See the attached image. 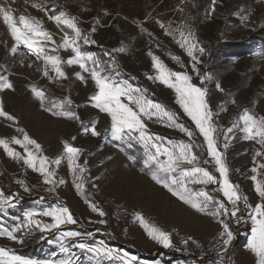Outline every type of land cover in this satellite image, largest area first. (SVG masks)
Here are the masks:
<instances>
[{
  "label": "rangeland",
  "instance_id": "1",
  "mask_svg": "<svg viewBox=\"0 0 264 264\" xmlns=\"http://www.w3.org/2000/svg\"><path fill=\"white\" fill-rule=\"evenodd\" d=\"M31 3H42L50 10L53 8L57 11L64 10L77 16L80 27L86 32L90 31L96 19H99L97 31L92 34V39L96 43L83 47L93 54L95 48L107 49L118 64L117 79L126 81L127 78L133 87L147 89L153 101L176 113L179 117L178 123L193 130L194 139L203 145L196 150L203 151L207 159L210 158L206 155L203 137L199 135L190 118L175 103L174 91L159 82L147 79L148 75H155L149 51L169 69L186 72L192 77L193 84L207 88L206 99L220 129L226 130L230 127L245 109L257 117H264V0H217L214 11H210L211 0H27V2L0 0V7L11 10L17 19L23 14L43 20L44 27L52 32L57 42H60L61 31L47 20L44 12L32 8ZM106 10L111 15L105 16ZM245 16L248 17L247 20L244 19ZM157 20L165 25L171 24L173 28L187 24L195 33L196 41L205 49L204 54L197 53L201 63L195 64V67L199 75L193 71L194 62L172 36L165 35L164 30L156 23ZM141 27L145 31L142 32ZM178 35L177 33V37ZM13 43L0 17V75L7 76L14 86V90L0 92V99L3 100L4 110L18 122L13 124L0 117V138L10 140L15 136L22 139V134L16 129L17 127L24 129L42 146L43 154L50 161L61 160L59 165L53 164L52 168L56 172V180L63 179L66 183L57 185L54 191L49 192L47 190L49 186L42 183V178L37 173L24 166L22 162L11 159L3 148H0V181L10 183L23 194L44 198L32 208L20 213L22 217L20 222L18 216L8 215V211L13 208L0 210L7 216L6 220L0 217V227L9 230L15 228L23 221V214L26 211H40L53 205L48 203L53 200L54 204L60 203L69 207L78 221L75 225H62L60 230L92 233L93 239L87 241L89 244L103 240L109 247L120 249L122 252L127 251L131 255L137 251L152 255L161 251L168 253L164 259L148 261L149 264H156L157 261L159 264H177L178 261L192 260H196L197 264L215 262L217 259L211 249V243L221 231L220 224L210 216L195 212L157 185L144 166L145 157L140 144H138L140 154H136L132 147L134 141L129 146L128 142L114 140L108 134L111 120L106 113L93 107L95 102L91 97L97 89L88 73L83 72L77 65L68 66L65 63L61 67L67 73L68 79H55L54 72H50L52 77L50 79L43 75V62L30 54L27 48L21 45L17 54L12 55L10 49ZM219 44H226L227 48L215 63H211V49ZM121 47L125 49L124 52L113 51ZM57 54L65 61L71 55L70 51L63 50ZM172 56L179 57L180 63L174 61ZM107 62H110L109 56ZM77 73L85 76L86 84L77 78ZM204 75H211L212 79L202 85L200 79ZM217 83L224 89L223 92L216 89ZM33 85L42 89L48 97L46 107L50 106V100L70 99L71 110L77 113L80 120L53 116L45 111L31 92ZM148 98L150 99L149 96ZM233 100L235 103H232ZM94 121L97 122V131L101 133L99 137L83 132V125H90ZM145 123L149 133L165 137L167 140L188 142L185 134L166 126L165 123L155 119L145 120ZM244 135L239 129H235L229 134V147L225 150L223 147L225 141L221 134L218 146L224 153L230 169V181L239 185L240 193L249 198L250 204L255 205L260 200L251 176L257 175L258 180H264V169L259 168V165L264 163V155L256 156L257 151L264 149L255 141L244 139ZM73 136L76 137L75 140L72 139ZM64 142L83 150L77 162L87 169L84 174V196L78 194L73 185V174L69 170L66 153L63 151ZM10 147L23 153V149L18 145L10 144ZM202 166L219 176L214 171V162ZM253 167L258 169L257 173L251 171ZM17 180L24 181L31 191L25 192L23 187L16 183ZM215 187L210 185L207 190L222 200V194L213 191ZM84 197L105 215L101 217L93 212L89 204L85 203ZM136 213H141L150 223L171 232L176 247L184 249L181 241L187 237H192L200 247L189 242L187 246L189 254L162 248L152 241L139 222L135 221ZM36 219L42 223H51L48 217ZM100 220L106 223H98ZM229 223L234 233L229 245V264H256V258L248 249L251 221L247 222L250 228L242 226L243 223L237 224L234 221ZM25 231L27 230L16 233L24 238L22 245L0 238V247L11 249L19 256L34 260L58 261L65 258L56 240L57 230L41 233L33 226V234L28 236L24 235ZM51 236L54 238L43 248L47 253L44 258L38 259L37 256H30L28 253L25 255L19 253L37 246ZM75 242L67 241L69 244ZM71 251L79 257L76 264H96L95 259L90 258L92 254L86 250L72 248ZM201 253L204 254L203 260L199 259ZM171 257L182 259L165 262ZM104 264L109 262L104 261Z\"/></svg>",
  "mask_w": 264,
  "mask_h": 264
},
{
  "label": "snow or ice",
  "instance_id": "2",
  "mask_svg": "<svg viewBox=\"0 0 264 264\" xmlns=\"http://www.w3.org/2000/svg\"><path fill=\"white\" fill-rule=\"evenodd\" d=\"M216 4L217 0H211L210 11L215 10ZM31 7L44 12L47 20L55 24L62 33L61 40L57 42L54 39L52 32L44 27L43 20L23 14L17 19L11 10L0 7V17H2L10 37L14 41L10 49L11 54L16 55L21 45L27 48L30 54L43 62V75L50 79H52L50 72L55 73V79H68L67 73L61 67L65 63L68 66L77 65L83 72L88 73L97 89L91 97L95 102L93 107L102 113H106L111 120L110 133L108 134L114 140L128 142L129 146L133 141L140 144L143 147L145 157L143 163L151 179L195 212L210 216L220 224L221 231L218 234L216 251L221 259L209 262V264H222V257L234 238L229 221L240 224L247 223L249 220L251 221V236L248 249L256 258V264H264V180H258L257 175L251 176L260 202L255 205L250 204L249 198L240 193L239 185L230 181V169L226 164L224 153L219 150L218 146L219 137L222 134L225 141L223 147L227 150L229 134L233 133L235 129H239L245 134L244 139L253 140L261 146V149H264V117H257L245 109L230 127L226 130L220 129L215 123L214 113L206 99L207 88L193 84L191 82L192 77L186 72L169 69L149 51L148 55L152 59L155 75H148L147 79L159 82L174 91L175 103L190 118L199 135L203 137L206 155L210 158L207 159L203 151L196 150L202 148L203 145L196 142L193 130L178 123L179 117L176 113L149 99L147 89L133 87L127 81L117 79L119 76L118 64L110 52L104 53L110 57V62H105L95 54L85 50L84 45L96 43L92 39V34L97 31L96 25L100 24L99 19H96L90 31L86 32L80 27L79 18L67 11H57L54 8L50 10L42 3H31ZM104 15H111V13L106 10ZM244 19L247 20L248 17L245 16ZM156 23L164 30L165 35L172 36L175 42L186 52L187 56L194 62L193 71L199 75L198 69L195 67V64L201 63L197 53L202 55L205 49L196 41L195 33L191 28L187 24L173 28L171 24L165 25L159 20ZM141 31H145L143 27H141ZM177 33L179 34L178 37ZM61 50L71 53L66 61L57 54ZM113 51L124 52L125 49L121 47ZM172 59L180 63L179 57L172 56ZM181 67H183L182 63ZM76 75L81 82L87 83L84 75L81 73ZM211 79V75H204L201 77L200 83L203 85L205 81ZM215 87L218 91H224L219 83ZM4 90H14V86L7 76L0 75V92ZM31 92L40 101L41 107L51 115L80 120L77 113L71 110L72 101L70 99L50 100V106L46 107L45 102L48 97L45 92L34 85L31 86ZM232 103L235 101L233 100ZM0 117L13 124L18 123L14 116L4 110L2 99H0ZM154 119L185 134L188 137V142L167 140L165 137L149 133L145 120L153 121ZM96 123L94 121L90 125H83V132L85 134L90 133L93 137H99L101 133L96 129ZM16 130L22 134V139L15 136L10 140L0 138V148H3L11 159L22 162L24 166L37 173L42 178V183L49 186L47 188L49 192L54 191L57 185L65 184L66 181L63 179L56 180V172L52 168L53 164L59 165L61 160L50 161L43 154L42 146L32 139L24 129L17 127ZM72 139L75 140L76 137L73 136ZM10 144L18 145L23 149V153L15 151L10 147ZM63 151L66 153L69 170L73 174V185L77 193L84 196V174L87 169L77 162L83 150L64 142ZM262 155H264V151L256 152V156ZM210 162H214V171L219 174L218 177L213 171L202 166ZM259 168L264 169V163L260 164ZM251 171L257 173L258 169L253 167ZM16 183L20 184L25 192L31 191L24 181L17 180ZM195 185L202 187H192ZM210 185L216 186L213 191L220 192L223 197L222 200L217 199L207 190ZM43 199V197L40 198L41 201ZM84 199L93 212L98 213L101 217L105 215L94 203L89 202L87 197ZM14 201V195H5L0 192V210L6 211L9 208H15L16 203ZM23 216L24 219L21 224L11 230L0 227V238H6L8 241L22 245L24 238L16 233L24 229L27 230L24 233L25 236L33 234V226L39 229L41 233L57 230L56 240L59 242L60 252L64 254L65 258L58 261L51 259L34 260L19 256L11 249L0 247V264H76L79 257L71 251L72 248L91 253L92 257L90 258H94L96 264H104V261H108L109 264H117V262L118 264H149L148 261L141 260L136 255L109 247L103 240L94 241L93 244L87 243L89 239H93L92 233L61 231L62 225L78 223L70 208L63 204H53L40 211H26ZM36 217H48L51 223H42ZM225 217L228 219H224ZM135 221L139 222L152 241L164 249H172L177 252L184 251L189 254L187 253L189 242L200 247L192 237L182 238L181 242L185 246L184 249L176 247L173 244L171 232L150 223L141 213L135 214ZM98 223L104 224L106 221L100 220ZM67 241L76 242L69 244ZM199 259H204L203 253ZM156 264H159V261ZM177 264H197V261H178Z\"/></svg>",
  "mask_w": 264,
  "mask_h": 264
},
{
  "label": "trees",
  "instance_id": "3",
  "mask_svg": "<svg viewBox=\"0 0 264 264\" xmlns=\"http://www.w3.org/2000/svg\"><path fill=\"white\" fill-rule=\"evenodd\" d=\"M226 48H227V45L226 44H222V45L219 44V45H216L213 49H211V56H210L211 61L210 62L211 63L212 62L215 63V61L218 60L221 57V54L224 53V50ZM85 50L88 51V49H85ZM105 52H108L107 49H105V48H101V49L95 48L94 54L97 57H99L102 61L107 62V56L104 55ZM218 66H217V69H218ZM126 81L129 82V79L126 78ZM147 96H149L150 99H152L151 98V95L149 93H147ZM132 147H133V152L134 153H136V154L139 153L140 154V149L138 147V143L133 142L132 143ZM0 192H3L5 195H14L15 196V201L14 202L16 203V207L13 208V209H11L10 211H8V215L10 217H11V215L12 216L13 215L18 216V221L19 222L22 219L20 213H22L26 209L32 208L35 204L41 202V200H40L39 197L32 196V195H28V194H23L20 190L16 189L15 187H13L8 182L0 181ZM48 203L54 204L55 201H53V200L52 201H48ZM0 217L1 218H4V220L7 219V216L6 215H3V213H1V212H0ZM235 236H237V235H235ZM53 238L54 237L51 236L48 239H46L44 242L39 243L37 246H35L33 248L25 249L24 251L19 252V253H22L23 255H25V254L28 253L30 256H37L38 259H42V258H44V256L47 255V253H45L43 251L44 246H47L48 241L52 240ZM167 254L168 253L167 252H164V251L157 252L154 255H152L150 253H147V252H143V251H137V252H134L132 255H136L140 259H143V260L156 261V260H158L160 258H161V260L164 259ZM176 259H182V258H180V257L179 258H177V257L176 258L175 257H171L170 260H167L165 262H171V261L176 260Z\"/></svg>",
  "mask_w": 264,
  "mask_h": 264
},
{
  "label": "built area",
  "instance_id": "4",
  "mask_svg": "<svg viewBox=\"0 0 264 264\" xmlns=\"http://www.w3.org/2000/svg\"><path fill=\"white\" fill-rule=\"evenodd\" d=\"M243 205L241 204V207H242ZM245 215H246V213H245ZM242 226H246L247 228H250V225L249 224H247V223H243V224H241ZM217 239H218V236L217 237H215L214 239H213V241H212V243H211V249H212V251H213V254H214V256H216V259H221V257H219L218 255H217V251H216V249H217V247H218V244H217ZM228 254H229V246H228V248H227V252H225L224 253V255H223V257H222V264H229V262H228Z\"/></svg>",
  "mask_w": 264,
  "mask_h": 264
}]
</instances>
